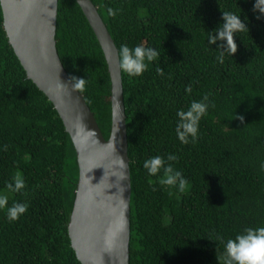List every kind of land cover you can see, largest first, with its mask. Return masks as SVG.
I'll list each match as a JSON object with an SVG mask.
<instances>
[{
    "label": "trees",
    "instance_id": "16d2710c",
    "mask_svg": "<svg viewBox=\"0 0 264 264\" xmlns=\"http://www.w3.org/2000/svg\"><path fill=\"white\" fill-rule=\"evenodd\" d=\"M118 48L144 44L159 55L138 77L122 71L130 158V264H222L223 242L264 226V15L255 0H93ZM107 7L119 8L116 16ZM222 11L246 24L237 50L216 57L208 31ZM0 0V192L28 210L10 221L0 209V264H82L68 224L79 165L74 143L48 96L27 76L4 27ZM57 47L108 138L112 81L101 44L77 0H59ZM163 69V75L157 73ZM191 86V92L187 87ZM210 94L194 143L175 133L176 110ZM243 117V120L240 117ZM174 153L185 191L160 185L143 168ZM20 172L25 187L6 188ZM215 240V241H214Z\"/></svg>",
    "mask_w": 264,
    "mask_h": 264
},
{
    "label": "water",
    "instance_id": "95a60500",
    "mask_svg": "<svg viewBox=\"0 0 264 264\" xmlns=\"http://www.w3.org/2000/svg\"><path fill=\"white\" fill-rule=\"evenodd\" d=\"M77 1L111 76L108 138L83 93L72 88L60 57L59 0H1L3 23L27 76L53 102L76 149L79 179L68 230L78 259L82 264H130L132 181L119 48L93 0Z\"/></svg>",
    "mask_w": 264,
    "mask_h": 264
},
{
    "label": "clouds",
    "instance_id": "9594fccd",
    "mask_svg": "<svg viewBox=\"0 0 264 264\" xmlns=\"http://www.w3.org/2000/svg\"><path fill=\"white\" fill-rule=\"evenodd\" d=\"M109 16H116L119 8L107 7ZM253 11L257 13V18L264 15V0H255ZM246 28V24L240 17L230 11H222L221 22L213 29L208 31L207 44H215L219 50L216 59L223 63L225 54L233 55L237 50V43L234 39L238 31ZM159 55L158 48L155 46H146L136 44L129 46L127 43L119 47L120 68L130 77L142 75L148 68L150 62ZM157 73L163 75V69L157 67ZM71 86L75 90L83 91L86 86V77L71 76ZM66 88L67 85H62ZM191 92V86L187 87ZM212 106L210 94L205 93L199 100H191L188 107L176 110L175 133L182 144L196 142L199 135V125L202 117L206 115L209 107ZM243 120V117H240ZM178 157L174 153H168L166 156L157 154L146 158L143 161V168L151 176H158L160 185H167L170 188H176L183 192L187 186V179L182 172L174 167L173 161ZM264 168V163L261 164ZM25 187V180L20 172H17L11 182H8L6 188L9 192H19ZM9 196L7 192H0V209L5 210L7 219L14 221L28 210L27 202L14 201L11 205L8 203ZM215 240L223 242V252L219 257L222 264H264V226H246L243 227L234 237L224 240V237L217 234ZM214 240V241H215Z\"/></svg>",
    "mask_w": 264,
    "mask_h": 264
}]
</instances>
